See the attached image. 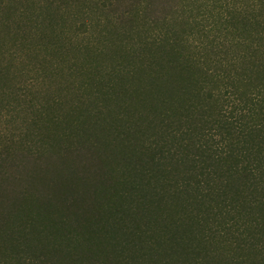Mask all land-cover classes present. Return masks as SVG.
Returning a JSON list of instances; mask_svg holds the SVG:
<instances>
[{
  "label": "trees",
  "instance_id": "obj_1",
  "mask_svg": "<svg viewBox=\"0 0 264 264\" xmlns=\"http://www.w3.org/2000/svg\"><path fill=\"white\" fill-rule=\"evenodd\" d=\"M178 1L0 0V264H264V0Z\"/></svg>",
  "mask_w": 264,
  "mask_h": 264
},
{
  "label": "rangeland",
  "instance_id": "obj_2",
  "mask_svg": "<svg viewBox=\"0 0 264 264\" xmlns=\"http://www.w3.org/2000/svg\"><path fill=\"white\" fill-rule=\"evenodd\" d=\"M8 1V0H6ZM127 1L129 0H122V2H120L119 7H117L115 10H121L126 4ZM131 1V0H130ZM16 2L18 4H22V2L24 4H30L31 6L29 7V11L33 12L35 9L32 8V4H35V0H16ZM15 2V3H16ZM178 0H161V7L163 9H165V12H170L172 11V7L176 6V4H178ZM10 8V7H9ZM77 8V7H76ZM85 10V7H81V8H77L74 9L70 12V14H77L78 12L83 14ZM109 9H107L106 11H98L99 15H105L106 13H109ZM112 14V12H110ZM83 16V15H82ZM14 17V15H13ZM20 21V19H19ZM4 27L0 26V40L2 41L3 39H6L4 37ZM10 36L7 37V39H9ZM13 39L12 40H8L7 42H5V46L0 47V65L1 66H8L9 70L7 71L8 73V77L6 79H4L3 83H7L8 87L10 88V90L12 91H19L20 95L22 94V90L21 87L26 85L28 82H30V78H33L35 76V74L33 72H28L27 67L29 66V64L31 63V61L33 59H30L29 56L27 54L22 55V57L18 56V59L15 60L13 59V57L8 54L7 52H9V50L11 49V47H13ZM22 48V47H19ZM13 51V50H12ZM32 55H35V53H33ZM37 57V56H36ZM2 69V68H0ZM2 73V71L0 70V74ZM9 79V80H7ZM41 89V90H40ZM45 89V86L42 87H38L37 89L32 90V94L34 95H38L39 97L41 96V94L39 93H43V90ZM53 91V90H52ZM44 96V95H42ZM10 95L5 96V98H9ZM19 99L21 100V97H17L15 96L13 99ZM23 98V97H22ZM22 103L23 105L26 103L24 98L22 99ZM21 102V101H20ZM19 109H23V107H19ZM27 114L26 112L24 114H22L21 116H19V119L15 118H9V117H0V141L1 138L3 136H7L6 134H8V136L12 135L13 133H16L17 136L20 135L21 133H23L28 126V118H27ZM10 133V134H9ZM7 136V137H8Z\"/></svg>",
  "mask_w": 264,
  "mask_h": 264
}]
</instances>
